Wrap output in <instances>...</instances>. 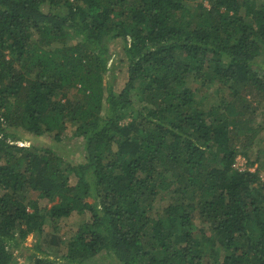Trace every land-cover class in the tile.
Instances as JSON below:
<instances>
[{
    "label": "trees",
    "instance_id": "16d2710c",
    "mask_svg": "<svg viewBox=\"0 0 264 264\" xmlns=\"http://www.w3.org/2000/svg\"><path fill=\"white\" fill-rule=\"evenodd\" d=\"M194 1L0 0V264L73 213L67 253L29 264H264V181L235 167L264 99V0ZM66 123L83 151L30 145Z\"/></svg>",
    "mask_w": 264,
    "mask_h": 264
},
{
    "label": "rangeland",
    "instance_id": "374dc122",
    "mask_svg": "<svg viewBox=\"0 0 264 264\" xmlns=\"http://www.w3.org/2000/svg\"><path fill=\"white\" fill-rule=\"evenodd\" d=\"M201 0H195L192 5L195 7V4L200 2ZM257 5H260L262 0H253ZM206 6H208L207 1L204 2ZM36 36V35H35ZM111 51L114 55L111 57L109 63L113 64V73L112 80H119L118 84H122V79L124 77L123 67L120 65V61L123 57L121 54V49L119 48V44H113ZM106 77V76H105ZM106 80H104L105 82ZM192 87L195 89L196 97L198 99L202 98L204 95L203 92L206 93L205 87L198 84V82H192ZM214 87L211 85L209 91L207 92V99L203 103L206 105L207 102L216 100L215 96H212L211 90ZM75 91H70V97H74ZM219 94L226 99H230L229 90L223 89L219 91ZM76 96V94H75ZM248 100L253 103V106L256 107V113L254 117L253 124H251V129L246 134V138L244 136V140L240 143L247 150V155L239 154L237 156L235 167L240 170H251L256 171L259 169L260 176L264 181V99L260 100L259 97L251 96L248 97ZM259 100V101H258ZM257 127V128H256ZM73 126L70 123H66L62 133H61V141L55 143L56 140L45 136L44 139H40L37 141H30V145H48L53 142V148L58 150L62 156L65 155L68 158H71V154L74 150L83 151L85 147V142L83 139H77L73 136ZM47 139V140H45ZM64 166V165H63ZM32 199L36 197V193L31 194ZM168 199L163 198L162 196H158L155 203V212L161 211L162 208L167 204ZM51 203L48 204L50 207ZM86 220L90 218V214H86ZM82 217L77 213H73L71 216L66 218H61L57 222L52 223L51 221H46V223L42 226L41 232H30L24 239L21 241L19 246H17L14 251V261L18 263L29 264L31 260L28 257L32 254L38 253V249L42 248L43 250L51 253L53 255L60 256L62 254L67 253V243L72 240L75 232L79 228V225L82 221ZM43 255V254H42ZM86 264H117V261L110 257L105 251L101 252L97 256L89 257L86 261Z\"/></svg>",
    "mask_w": 264,
    "mask_h": 264
}]
</instances>
